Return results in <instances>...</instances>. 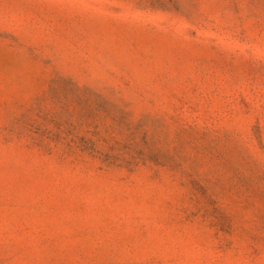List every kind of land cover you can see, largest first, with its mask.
<instances>
[{
    "label": "rangeland",
    "instance_id": "obj_1",
    "mask_svg": "<svg viewBox=\"0 0 264 264\" xmlns=\"http://www.w3.org/2000/svg\"><path fill=\"white\" fill-rule=\"evenodd\" d=\"M0 264H264V0H0Z\"/></svg>",
    "mask_w": 264,
    "mask_h": 264
}]
</instances>
